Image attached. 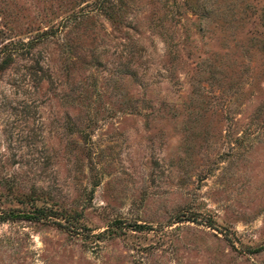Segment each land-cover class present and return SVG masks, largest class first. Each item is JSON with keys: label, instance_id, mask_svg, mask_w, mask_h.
Masks as SVG:
<instances>
[{"label": "rangeland", "instance_id": "1", "mask_svg": "<svg viewBox=\"0 0 264 264\" xmlns=\"http://www.w3.org/2000/svg\"><path fill=\"white\" fill-rule=\"evenodd\" d=\"M1 49L0 264H264V0H0Z\"/></svg>", "mask_w": 264, "mask_h": 264}, {"label": "trees", "instance_id": "2", "mask_svg": "<svg viewBox=\"0 0 264 264\" xmlns=\"http://www.w3.org/2000/svg\"><path fill=\"white\" fill-rule=\"evenodd\" d=\"M28 43V42H27ZM26 43V44H27ZM29 47V46H28ZM21 47H19V48H15V49H13L12 50V52L13 51H15V53H17L18 51L17 50H19V53H21L20 52V50H22V49H20ZM27 48V47H26ZM27 50V49H26ZM17 51V52H16ZM1 54H0V70L1 69H3L5 66H6V64L11 60V58H12V56H11V53L12 52H10V50H8V49H1ZM15 214H17V213H12V212H10V213H5V214H3V215H0V217L1 218H7V217H14V216H20V215H15ZM45 215H46V213H43V215H39L38 217H42V216H44L45 217ZM23 216H30L29 214H27V213H25ZM112 224L113 223H111L110 225H109V227H107V228H104L103 229V232H108V231H110V227L112 226Z\"/></svg>", "mask_w": 264, "mask_h": 264}]
</instances>
